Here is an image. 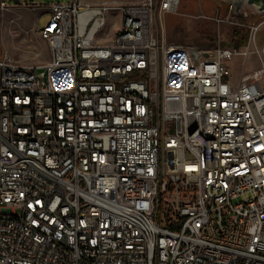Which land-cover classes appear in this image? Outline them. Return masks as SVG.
Returning <instances> with one entry per match:
<instances>
[{"label":"built area","instance_id":"1","mask_svg":"<svg viewBox=\"0 0 264 264\" xmlns=\"http://www.w3.org/2000/svg\"><path fill=\"white\" fill-rule=\"evenodd\" d=\"M180 2L124 5L110 44L104 6L22 3L50 54L0 51V264H264L262 24L170 44L157 15Z\"/></svg>","mask_w":264,"mask_h":264},{"label":"rangeland","instance_id":"2","mask_svg":"<svg viewBox=\"0 0 264 264\" xmlns=\"http://www.w3.org/2000/svg\"><path fill=\"white\" fill-rule=\"evenodd\" d=\"M9 10H0V51L21 64L42 65L49 60L48 44L44 41L35 25V16L30 14L22 3L33 1L49 5L70 0H10ZM93 5L106 8V24L96 34L95 42L110 44L122 28L121 8L128 4H139L144 0H88ZM220 3V4H219ZM230 0H181L176 12L157 15L159 37L170 44H190L198 48L215 46L233 47L236 39L235 29L247 32L248 25L260 26L257 36L259 47L264 45V16L250 10V17L231 13ZM44 15L39 26L47 21ZM243 50V48H242ZM243 64V56L227 62L231 74L237 77ZM245 72L259 67L257 57L250 54L246 61ZM264 87V79L262 81Z\"/></svg>","mask_w":264,"mask_h":264},{"label":"water","instance_id":"3","mask_svg":"<svg viewBox=\"0 0 264 264\" xmlns=\"http://www.w3.org/2000/svg\"><path fill=\"white\" fill-rule=\"evenodd\" d=\"M14 2H18V0H13ZM247 0H230V4L233 5L234 11L239 14V9L249 8L254 13H260L264 10V0H250L249 3ZM229 4V5H230ZM256 4V5H255ZM160 51V48H159ZM160 56H159V79H160ZM160 108H161V84H160ZM160 127H161V111H160ZM161 138V136H160Z\"/></svg>","mask_w":264,"mask_h":264},{"label":"trees","instance_id":"4","mask_svg":"<svg viewBox=\"0 0 264 264\" xmlns=\"http://www.w3.org/2000/svg\"><path fill=\"white\" fill-rule=\"evenodd\" d=\"M233 36L236 39L235 44L241 46L247 41L248 31L244 33V31H241L240 29H235L233 31Z\"/></svg>","mask_w":264,"mask_h":264},{"label":"bare ground","instance_id":"5","mask_svg":"<svg viewBox=\"0 0 264 264\" xmlns=\"http://www.w3.org/2000/svg\"><path fill=\"white\" fill-rule=\"evenodd\" d=\"M249 1H250V0H247L248 3H249ZM247 2H246V3H247ZM255 5H256V4H255Z\"/></svg>","mask_w":264,"mask_h":264}]
</instances>
